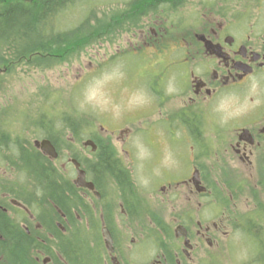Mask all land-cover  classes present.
<instances>
[{"label":"flooded vegetation","instance_id":"af4514ba","mask_svg":"<svg viewBox=\"0 0 264 264\" xmlns=\"http://www.w3.org/2000/svg\"><path fill=\"white\" fill-rule=\"evenodd\" d=\"M138 1V13L117 16L130 46L117 57H132L141 101L131 118L67 128L63 146L41 133L7 138L47 161L62 194L39 191L0 149V264H264V0H210L175 36L167 1L161 13ZM222 101L243 114L222 122ZM167 146L175 161L146 195L132 177L139 153L160 163ZM105 157L113 173L97 167Z\"/></svg>","mask_w":264,"mask_h":264},{"label":"rangeland","instance_id":"374dc122","mask_svg":"<svg viewBox=\"0 0 264 264\" xmlns=\"http://www.w3.org/2000/svg\"><path fill=\"white\" fill-rule=\"evenodd\" d=\"M33 1L44 2V0H19L18 2L31 4ZM131 1H75L69 10L56 18L53 17L46 23L45 21L40 22L39 28L35 30L36 32L37 30L42 31L43 37L49 33H56V29L66 30L63 32L64 40L78 39L72 52H55L56 54L48 56L45 55V51H34V54L28 55L22 58V62H18L21 65H16L8 70L4 68L6 65L3 62L0 63V128L4 134L8 135L6 136L8 139L22 133L39 136L38 132L41 128L38 130L39 128L34 125L32 120L35 113L36 115L41 113L40 110H43V114L46 115L45 120L59 118L60 115H85L88 119H92L93 127L97 130H99V125L110 129L111 126L131 118L135 103L141 102L133 88L128 72L132 64V57H117L118 53H116L117 50H120L119 54H123L126 49L130 48L128 36L122 37L118 34V30L123 27V24L118 25L117 16L119 17L120 12L126 11L138 13L137 9L130 6ZM157 1L150 5L149 10L161 13L164 6ZM165 1L168 2L170 8L169 13L166 14L170 16V20L175 25L171 28V33L174 36L176 27L181 28L187 21L192 20L193 12L200 14L203 8L210 5V0ZM138 10L141 11L140 8ZM45 27L46 29H44ZM36 36L37 34L34 35L33 32V35L27 37H31L30 41L33 43L32 40H34L36 45L39 43L35 39H42ZM14 38L18 39V36ZM100 38H110V40L102 41V45L99 46ZM19 39L25 38L23 36ZM5 43L8 42L0 40V55H3V60L8 61L11 60L9 55H11L12 47ZM45 43H51V41ZM52 48L47 51H52ZM64 50L66 48L60 49V51ZM43 55H45V60L39 58ZM36 59L43 60V63L37 64L39 62ZM85 92L90 98L86 103L84 102ZM226 104L228 103L226 102ZM52 106L62 113L60 114L54 109L50 110ZM5 107L7 110L3 109ZM34 108L36 109L33 110ZM72 111L73 114H71ZM232 111L226 107L225 111H219L217 114L222 119ZM3 112L7 114L3 115ZM56 125L59 124L56 123ZM56 128L60 130L63 128L65 131L67 126L65 122H62ZM69 133L67 132L66 135L68 136ZM17 141L24 144L23 141ZM8 147L11 149V146L8 145ZM4 149L6 151L3 153L6 155L9 156L12 153L8 148ZM174 149L179 151L178 145L175 144ZM145 152L146 149L139 153L141 158L138 159L141 162L145 161L139 164L132 177L137 180V188L142 193L149 195L154 191L155 175H159L163 171L162 167L165 164H171L175 159L168 146L163 155L166 152L168 154L162 158L160 163L158 159L144 158ZM172 171L171 173H173ZM175 175H181L180 171ZM209 176L211 175L209 174ZM14 179H17L16 173L5 178V180ZM111 188L114 189L113 183ZM137 253H142L141 248L137 250Z\"/></svg>","mask_w":264,"mask_h":264},{"label":"trees","instance_id":"16d2710c","mask_svg":"<svg viewBox=\"0 0 264 264\" xmlns=\"http://www.w3.org/2000/svg\"><path fill=\"white\" fill-rule=\"evenodd\" d=\"M75 1H81V0H44V2H31V4L21 3L18 1H8L6 4L0 3V40L6 41L8 43H5L12 47L11 49V55H9V58L11 60L5 61L3 60V55H0V63L3 62L6 66L4 68L6 70L15 67L16 65H19L22 62V58L34 54V51H40L44 52L45 55H53L57 53L73 51V47H75L76 40H64L63 38V32L66 30H59L56 29V33H49L46 37H43L42 31H35L37 28H39L40 22L45 21V23L49 20H52L53 17L56 18L60 16L62 13H64L66 10H69V8L74 4ZM152 1V0H149ZM148 0H139L138 4L136 5L138 8H146ZM135 8V7H134ZM136 9V8H135ZM38 25V26H37ZM46 29V27L44 28ZM37 34L36 37L42 38L41 40L35 39V41L39 44L33 43L30 41L32 39L31 36ZM47 32V31H46ZM45 35V33H44ZM18 36V39H15L14 37ZM25 39H19L20 37H23ZM48 39V40H47ZM51 43H45L49 42ZM59 41V42H58ZM71 42V43H69ZM39 45V46H38ZM40 47V48H39ZM53 47V48H52ZM52 48V51H47V49ZM56 48H66L64 51L55 50ZM40 54V53H39ZM42 55V54H40ZM45 55L42 57H39L43 60H45ZM19 57V58H18ZM37 58V57H35ZM52 58H54L52 56ZM36 59L39 63L42 64L43 60ZM29 64V62H28ZM21 65V64H20ZM46 67V66H45ZM55 106L51 107V110L54 109ZM34 108L33 110H35ZM71 111V110H70ZM41 113L36 115L32 120V122L37 125V127L41 128V133L43 135L51 137V139L58 144L61 143L63 146L64 143V134L66 133V129L62 128L61 130L56 128V126H59L62 124V122L66 123L67 128L71 129H77L78 131H82L84 128H90L92 129V124L94 122L92 119H88L87 116H83L81 114H75L74 116H63L60 115L59 118H53L50 120H45L46 115L43 114V110H40ZM73 112V111H72ZM44 118V119H43ZM88 119V120H87ZM31 120V119H30ZM65 120V121H64ZM58 123L59 125H56ZM75 131V130H73ZM66 135V134H65ZM11 146V149L8 147ZM8 148L12 153L11 155H14L13 158L19 157L21 162L23 163L25 170L28 172L29 175L27 177H30L32 179L36 178L38 181L37 188L39 191H42L43 193H53L55 194H62V191L60 187L57 186L55 182V176H51L48 171L43 168V165H47V161L40 158L37 153H28L27 149H24L22 146L17 145L15 143L8 142V139L6 137V134H4L0 130V149ZM17 150V152H16ZM97 167H103L108 169L111 173L114 172V163L112 160H110L108 157L101 158L100 165H97ZM101 178V177H100ZM34 181V180H33ZM15 238L22 239L19 233H16ZM25 255H23L24 257ZM24 263H27L26 257L23 258Z\"/></svg>","mask_w":264,"mask_h":264},{"label":"clouds","instance_id":"9594fccd","mask_svg":"<svg viewBox=\"0 0 264 264\" xmlns=\"http://www.w3.org/2000/svg\"><path fill=\"white\" fill-rule=\"evenodd\" d=\"M84 97H85V103L86 102H88L89 100H90V98H89V96H88V94H87V92H85V94H84ZM245 103H246V101H245ZM225 109H226V105H225V103L222 101L221 102V104L217 107V109H216V111H225ZM243 114V110L242 109H235L234 111H232V112H228L227 113V115H225L223 118H222V122H227V120L229 119V118H233V117H236V116H239V115H242ZM241 236H242V234H240V233H236V236H235V238L237 239V240H239L240 238H241ZM248 257H247V253H246V251H243V250H237V252H236V259L237 260H246Z\"/></svg>","mask_w":264,"mask_h":264},{"label":"water","instance_id":"95a60500","mask_svg":"<svg viewBox=\"0 0 264 264\" xmlns=\"http://www.w3.org/2000/svg\"><path fill=\"white\" fill-rule=\"evenodd\" d=\"M43 144V150L44 152L47 154V155H51L53 157H55V153H54V150L53 148L50 146V144L48 142H42ZM106 238H107V235H106ZM109 240H108V244H109Z\"/></svg>","mask_w":264,"mask_h":264},{"label":"bare ground","instance_id":"6f19581e","mask_svg":"<svg viewBox=\"0 0 264 264\" xmlns=\"http://www.w3.org/2000/svg\"><path fill=\"white\" fill-rule=\"evenodd\" d=\"M148 1H149V0H148ZM153 2H154V1H149L148 4H149V5H153Z\"/></svg>","mask_w":264,"mask_h":264}]
</instances>
